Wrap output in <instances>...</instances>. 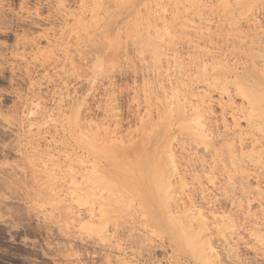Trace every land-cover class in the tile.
Returning a JSON list of instances; mask_svg holds the SVG:
<instances>
[{"label": "rangeland", "instance_id": "1", "mask_svg": "<svg viewBox=\"0 0 264 264\" xmlns=\"http://www.w3.org/2000/svg\"><path fill=\"white\" fill-rule=\"evenodd\" d=\"M127 1L0 0V264H264V0Z\"/></svg>", "mask_w": 264, "mask_h": 264}, {"label": "bare ground", "instance_id": "2", "mask_svg": "<svg viewBox=\"0 0 264 264\" xmlns=\"http://www.w3.org/2000/svg\"><path fill=\"white\" fill-rule=\"evenodd\" d=\"M129 1H130V0H129ZM129 1H127V2L130 3ZM132 1L134 2V0H132ZM140 1H141V0H140ZM137 2H138V0H137ZM137 2H136V3H137ZM131 3H132V2H131ZM139 3H140V2H139ZM142 3H143V2H142ZM139 34H140V33H139Z\"/></svg>", "mask_w": 264, "mask_h": 264}]
</instances>
